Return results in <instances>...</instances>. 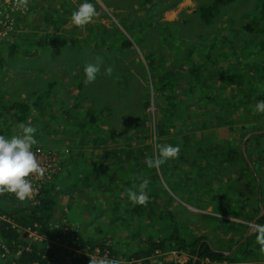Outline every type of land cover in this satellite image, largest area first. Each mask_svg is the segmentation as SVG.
<instances>
[{
    "label": "rangeland",
    "instance_id": "rangeland-1",
    "mask_svg": "<svg viewBox=\"0 0 264 264\" xmlns=\"http://www.w3.org/2000/svg\"><path fill=\"white\" fill-rule=\"evenodd\" d=\"M82 2L57 0L65 16L54 17L50 10L44 12L40 24L54 25L50 28L53 36L48 37L56 43L65 40L66 45L72 44L71 38L76 35L95 32L94 47L102 54L96 60L101 65L100 73L88 85L81 84L85 79L82 70L71 76L78 94L73 103L91 102L90 106H56L59 101L54 102L52 93L64 83L61 76L56 79L57 86L53 79H46L53 73L43 64L52 63L54 58L58 61L57 56L30 63L21 57L30 51L62 53L67 47L57 46L63 44H56L53 51V42H15V28L9 41L0 45V135L19 133L21 122L31 124L37 130L38 143L34 147L54 152L61 169L54 179L56 205L51 235L26 231V240L40 247L48 244L56 252V264H90L88 261L101 257L117 258L120 264L131 260L133 264H176L172 252L179 250L173 248L177 243L169 239L176 230L185 241L205 235L214 247L237 248L240 256L246 250L253 255L257 251L261 258L257 256L256 260L264 262L256 233L247 231L264 216V113L255 110L256 103L264 100V0H233L219 7L209 24L201 20L198 10L211 6L214 0H90L98 12L93 21L83 27L66 28L67 23L71 24V13ZM256 26L263 28L249 30ZM38 27L34 32H46ZM125 40L133 46L121 47ZM74 48L93 49L85 43ZM194 48L210 56L207 69L217 62L214 75L197 83L209 86L207 94H215L216 98L198 99L190 109L199 103L209 105L210 110L213 105L220 106V118L211 115L215 125L209 123L202 130L198 128L200 117L190 118L177 140L178 157L158 169L149 168L146 159L157 158V146L173 143L172 131L158 127L159 104L168 100L157 94L158 85L163 75L173 82L175 76L183 77L181 68L174 69V54L184 58ZM169 65L173 68L168 69ZM31 67L38 81L37 94L31 93L35 79H25L24 72ZM108 67L111 75L104 71ZM16 83H21L23 94H17ZM74 91L67 93L69 99ZM148 98L150 106L146 107ZM184 100L182 105L189 104L188 99ZM15 103L30 106L22 121L17 118L20 111L11 110ZM62 123L67 125L64 130ZM177 123L182 127L184 121ZM228 152L236 154L233 161H227ZM243 158L252 159L250 170ZM145 180L148 203L133 204L128 190H138ZM137 207L142 209L138 211ZM152 207L155 216L149 212ZM213 211L234 218H221L223 223L218 222L221 219L209 221ZM206 224L213 226V232ZM77 235L93 239L94 250L76 249L73 242ZM160 240H168L163 257L123 259L117 248L126 245L128 250L120 249L125 255L129 250L145 251L151 241ZM101 242L116 248L118 256H110L109 250L102 255L98 247ZM244 242L250 244L246 247ZM12 258L10 252H0V264H13Z\"/></svg>",
    "mask_w": 264,
    "mask_h": 264
},
{
    "label": "trees",
    "instance_id": "trees-1",
    "mask_svg": "<svg viewBox=\"0 0 264 264\" xmlns=\"http://www.w3.org/2000/svg\"><path fill=\"white\" fill-rule=\"evenodd\" d=\"M233 0H214L211 6L200 7L199 12L201 14V20L207 24L211 23L216 15L219 7L223 5H227L231 3ZM261 25V22H259ZM259 27V25H257ZM249 29L251 31H255L256 29L261 30V28ZM264 26V22L262 24ZM121 47H132L133 43L130 40H125L120 44ZM187 54L184 58H177V54H174L173 61L174 69L181 68L183 71V77L175 76L172 80H167L166 75H163L161 79V83L158 85L157 94H163L168 99L165 101L164 105L159 104L160 114H159V123L158 127L161 130L172 131V145H177L178 138L181 137L180 132L183 131V128L187 125V122L192 117H200L198 119L201 121L198 128L200 130L205 129L210 126L215 125L212 119H210L211 115L217 116L220 118L221 107L214 106L212 110L207 104H198L194 109H190L192 103H194L198 99H214L216 95L207 94V90L209 86H200L197 85L198 82H206L213 76L216 72V63L209 65L206 61L211 59L209 55H206V52L202 50H197ZM197 50V51H196ZM203 51L204 54L201 52ZM168 69L173 68V65H169ZM233 72L237 70V67L232 69ZM153 79V76H152ZM160 79V80H161ZM170 81V82H168ZM153 88L155 86H152ZM154 89V94L155 93ZM178 92V93H177ZM150 96V91L148 92ZM180 96V97H179ZM187 97V98H186ZM196 97V98H195ZM184 99H188L189 104L182 105L181 103H185ZM182 101V102H181ZM146 107L150 106V98L145 100ZM187 106V107H184ZM18 109L21 113V116L17 117L18 120H24V116L27 115V112L30 109L28 104L22 105L20 103L12 104L11 110ZM23 116V117H22ZM183 120L182 127L178 126L177 123L179 120ZM94 120V118H92ZM209 120V121H208ZM187 121V122H186ZM208 121V123L206 122ZM147 122V121H146ZM176 135V136H175ZM207 135V134H205ZM194 136V135H193ZM192 136V137H193ZM187 139H191V136H188ZM202 151V150H201ZM227 161H233L235 159L236 154L232 152H228L226 154ZM242 159V158H241ZM243 161L250 170V164L253 163L252 159L250 162L247 160ZM59 171L53 175V181H48L43 184V188L40 191V195L38 198V203L36 205L31 202L19 201L9 197L8 193H0V252L4 254L7 249L10 254L13 256L11 263L13 264H56V252L50 249V246L46 244L43 247L37 246L36 244H31L26 240L24 234L26 229H31L32 231L37 232L39 235H51L52 230V219H54V210H55V181L56 177L58 178L60 175ZM59 173V174H58ZM92 177H88L90 180ZM52 187V188H50ZM55 190V191H54ZM155 208V207H154ZM153 207L150 208L149 212L152 214L155 213ZM142 208L137 207L136 210H141ZM156 213L154 214V216ZM223 223V220L218 221ZM257 224H264V216H261L258 221L255 220ZM170 240L175 241L177 244L173 247L180 252H189L192 255L191 261L185 264H224L227 262L228 264H237L238 261L233 257H230L226 252L215 250V247L211 246V244L207 241L205 235L194 237L191 242L185 241L183 237L180 236L178 231H173L169 237ZM153 241V240H152ZM147 249L138 250L134 253L125 254L126 258H146L152 256L156 251L164 252L168 244L166 242L168 240H160L157 242H152ZM76 249L90 247L89 251L92 252L94 250L93 239H87L82 235H77V241L73 242ZM246 247L250 244L248 242L243 243ZM99 249H101V254L105 250H109L110 256L117 255L116 248L112 246L105 247L104 242L98 244ZM171 248V247H170ZM8 255V254H7ZM127 255V256H126ZM251 253L247 250L244 253V257L250 256ZM196 259V260H195ZM195 260V261H194ZM90 261H88L89 263ZM168 264V263H167ZM172 264V263H171Z\"/></svg>",
    "mask_w": 264,
    "mask_h": 264
},
{
    "label": "clouds",
    "instance_id": "clouds-1",
    "mask_svg": "<svg viewBox=\"0 0 264 264\" xmlns=\"http://www.w3.org/2000/svg\"><path fill=\"white\" fill-rule=\"evenodd\" d=\"M26 4L27 0H21ZM98 15L96 5L90 0H83L78 8L71 13V23L83 27L93 21ZM101 71L100 63H89L84 66V83L90 84L97 78ZM104 71L111 75L112 69L108 67ZM258 113H264V100L258 101L255 105ZM19 133L5 136L0 135V193H13L19 201L30 199L35 189L29 179L31 174L43 175L44 169L37 161L36 153L32 150L38 143L36 139V128L31 124L21 122L18 125ZM157 158L148 157L146 164L149 168L158 169L169 159L177 158L180 153L179 145L163 144L158 145ZM148 181H143L138 190H128V198L133 204L146 205L149 200L146 189ZM256 243L260 245L261 252H264V224H255ZM90 264H120L117 258L101 257L92 259Z\"/></svg>",
    "mask_w": 264,
    "mask_h": 264
},
{
    "label": "crops",
    "instance_id": "crops-1",
    "mask_svg": "<svg viewBox=\"0 0 264 264\" xmlns=\"http://www.w3.org/2000/svg\"><path fill=\"white\" fill-rule=\"evenodd\" d=\"M58 6L59 5L57 3V0H37L32 5L30 13L17 18L16 32L14 33V34H16V33L17 34L15 35L16 38L14 41L15 42L19 41L22 43L23 40L26 41L28 39H31V41L33 43H37V44H38L37 41H39V42L42 41V42H46V43L53 42L54 45H52V47H51L53 51L56 50V48H53V47H56V44H63L64 46H57V47H61L63 49L67 47V50L63 51L62 53H59V52L41 53L39 51H35L34 54H31L32 51H30V53L25 52V54H23L21 57L26 62L30 63V62H32L33 59L39 60L41 58L46 59L48 56H54V57L57 56L56 58L58 61L55 62V58H54V61L52 63L46 62L45 64H43V65H45L44 66L45 70H47L46 66H48L49 70L53 73V74L49 73L48 75H46V79L47 78L53 79V84H55L57 86L56 79L57 78L59 79V76H61L62 81L64 83V85L61 86V88H59L57 86L58 90L56 92L52 93V98H54V102L59 101V103L56 106L61 107V106H63V104L65 107H67V106L74 107L75 105H78V107L90 106L91 102H85L84 105L73 103L72 99L77 98L78 94L76 93V91H74L75 86H73V85L75 84V81L71 78V76L78 74V70H82L83 74H84V66L86 64L91 63L90 61H92L93 63H96L97 62L96 60H99L101 58L102 54L100 53V51L95 50V47H94V41L93 40L95 38V32H90V35H87V34L76 35L75 37L71 38V40H73L74 42L72 44H69V45H66V44H68V42H66L65 40H62L59 43L52 41V39L49 38L48 36L49 35L53 36V33H51V32L54 28V25H52L53 28H52V30H50V28L52 27L51 24L43 26L42 24H40V18L43 17L44 12H47L50 10H52L51 13L54 14V17H57V18L58 17L59 18L64 17L65 16L64 13H61L63 8L62 7L59 8ZM58 10H59V12H57ZM73 25L74 24H72V23L71 24L67 23L66 28L74 27ZM37 27L38 28H40V27L44 28L47 33L46 32L42 33V31L34 32V28H37ZM18 32H20V33H18ZM69 34H71V33H69ZM99 34H100V31H99ZM30 35H33V37H30ZM41 36H45V38H47L46 41H44L41 38ZM83 43L87 44L88 47H91L93 49L92 50H82V48H74L75 46H78L80 44L83 45ZM8 44L11 45L12 43H8ZM14 45H17V44L14 43ZM98 57H99V59H98ZM34 70H35V68L31 67L29 70L25 71L24 74H25V79L27 81L30 80L32 82L35 79L32 82L33 91H31V93L37 94L36 90H37L38 81L36 80ZM42 77H44V75ZM46 79H43V81L46 82ZM21 83H22V81H21ZM21 83H16V86L19 87L18 89H16L17 94L19 92L21 94H23L25 92L21 88ZM81 84L86 85L83 81H81ZM76 90L79 91V88ZM71 91H74V94L69 99L67 93L71 92ZM38 99L40 100V99H42V97H39ZM86 99H88V98H85V100ZM76 100H78V99H76ZM86 101H89V99ZM91 108H93V107H91ZM56 121H59V120H56ZM82 123H84V122H82ZM65 126H67V125L65 123H62V129L63 130H64ZM87 130H89V129H87ZM61 167H63V164H61ZM224 213H225V211H224ZM210 215L214 216L212 218L208 217L209 221H212V222H216L218 219H221L224 217H227V219L228 218H234V216H232V215H227V216L219 215V213H215L214 211L211 212ZM221 220H223V219H221ZM206 226H207V230L209 232L210 231L213 232V226L212 225L210 226V225L206 224ZM250 227H252L251 224H250ZM251 230H253V232H254V227H252L250 230H247V231L250 232ZM242 238H243V236L241 237V239ZM241 239H238L236 241H239ZM207 241L211 244V246H213L211 239L207 240ZM123 246H125V247H123ZM123 246L119 245V246H117V248H119L118 251H119L120 256L123 259H127L126 257H124V253H122L120 251V249L123 248L125 250H128V247H126V245H123ZM236 249L233 248L231 250H224V249L218 250V248L215 247V250L226 252L230 257H234V259H236V261H238L237 264H262V263H264V262H259L258 260H256V257L259 256L257 251L254 253V255L251 254L250 256L244 257L243 256L244 254L242 256H240L239 252H237ZM247 251H249V250H247ZM130 252H131L130 250L127 252L125 251V254H129ZM259 257L261 258V256H259ZM261 260L263 261V259H261ZM224 264H228V263L225 262Z\"/></svg>",
    "mask_w": 264,
    "mask_h": 264
},
{
    "label": "built area",
    "instance_id": "built-area-1",
    "mask_svg": "<svg viewBox=\"0 0 264 264\" xmlns=\"http://www.w3.org/2000/svg\"><path fill=\"white\" fill-rule=\"evenodd\" d=\"M36 1L37 0H27V3L24 4L21 0H0V45L9 41L10 36L14 33L17 26V18L26 15ZM32 150L36 153V158L40 167L44 169L43 175L34 173L29 177L35 191L33 192L32 197L27 199V201L36 205L38 203V198L40 191L43 188V184L50 181L53 178V175L58 172L59 162L54 152L44 151L38 146H33ZM8 194L9 197L16 199L13 193ZM26 231L30 232L32 230L26 229ZM5 251L6 253H9L7 249H5ZM172 253L176 264H185L193 260V257L189 252L183 253L173 251ZM164 255V252L161 251H156L153 254V256L158 257H163ZM132 261L133 260L129 261V264H133Z\"/></svg>",
    "mask_w": 264,
    "mask_h": 264
},
{
    "label": "water",
    "instance_id": "water-1",
    "mask_svg": "<svg viewBox=\"0 0 264 264\" xmlns=\"http://www.w3.org/2000/svg\"><path fill=\"white\" fill-rule=\"evenodd\" d=\"M243 151L245 152V146H243ZM249 161V159H247ZM250 162V161H249ZM261 215H264V211L262 209V214ZM242 243V242H241Z\"/></svg>",
    "mask_w": 264,
    "mask_h": 264
}]
</instances>
